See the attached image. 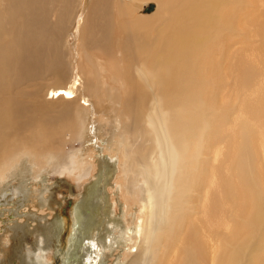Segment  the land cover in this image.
<instances>
[{
  "label": "bare ground",
  "instance_id": "1",
  "mask_svg": "<svg viewBox=\"0 0 264 264\" xmlns=\"http://www.w3.org/2000/svg\"><path fill=\"white\" fill-rule=\"evenodd\" d=\"M145 1L150 0L130 3ZM154 1L162 14L156 19L134 18L125 0L79 3L71 41L80 37L79 67L87 92L99 108L110 104L107 115L100 116L115 127L110 133L115 141L93 146L94 171L73 207L71 223L56 218L45 229L44 243L72 224L61 264H108V254L120 246L131 251L127 243L137 238L140 245L127 264H264V8L252 20L255 31L245 34V39L260 38L247 58L233 50L241 33L242 0ZM76 2L0 0L3 227H17L39 210L51 214L43 178L33 185L36 204L30 188L15 179L27 168L39 174L50 162L64 161L66 142L89 130L87 109L77 108L74 117L52 123L46 113L51 102L22 89L54 74L63 87L53 92L52 101L74 103L79 75L63 58L62 38ZM227 91L245 94L233 122L228 121ZM30 97L33 102L26 101ZM222 138L224 151L217 148ZM118 152L126 176L134 175L126 189L135 202L131 218L139 221L133 227L125 219L130 205L113 184ZM210 152L222 158L216 166L198 159ZM12 187L21 196L13 194L18 204L1 205ZM200 187H207L201 217L189 223L185 208L179 214L186 202L180 194ZM172 190L179 194L171 196ZM169 203L176 210L170 206L167 214ZM39 249L30 250L24 264H43L45 247ZM112 264L122 260L117 257Z\"/></svg>",
  "mask_w": 264,
  "mask_h": 264
},
{
  "label": "rangeland",
  "instance_id": "2",
  "mask_svg": "<svg viewBox=\"0 0 264 264\" xmlns=\"http://www.w3.org/2000/svg\"><path fill=\"white\" fill-rule=\"evenodd\" d=\"M80 1L81 0H77L75 4L76 8L73 16L68 18L65 22L64 26L67 27V29L64 34V37L62 38V47L64 46L62 51L63 58L65 59L66 64H68V66L70 67V72L73 69H75V67H77L78 75H79L78 80L80 85L78 86L74 103L71 104L70 107H67L66 106L67 102L64 103L62 101H58V102L52 101L53 99H51V97L53 92L63 87L62 85L63 81L59 80L57 76L54 74L46 75L37 81H31L25 84L22 89L30 94L34 91L35 92L37 91L36 92L37 94L44 95V99L46 98L48 99V101L51 102L49 107L46 109V113H47V118L52 123L59 122V120H61L62 118L64 119V118L74 117V113L76 112L77 108L81 107L83 109H87L88 114H87V119L85 121H86V127H88L89 130L87 131V129H85V132L83 133L84 135L81 134L82 136L80 135L79 138L73 141L66 142L65 146L63 147L64 148L63 153L66 156V159L64 161L60 163L50 162V164L47 165L46 168H43L41 169V171H39V174H36L34 170H29V168H27V170H23L22 172H20L21 174L18 177V179L17 178L15 179L16 181L19 179L23 180V183L26 184L25 186L30 188L28 189V195L30 197V195L33 193L32 195L34 196V200H35L33 201L35 202L34 204H36L37 203L36 198L38 197V194H34L36 190L34 186H38L36 185L37 178L38 179L43 178L44 182L42 183H44V186L45 187L47 186V188L49 189L47 190V195L48 197H50L48 199L50 209L49 210L47 209L48 210L47 212H50L51 214L49 215V213L48 214L46 213L47 215H43L42 213H40L41 212L40 210L36 211L37 215L31 217L30 220L25 223L20 222L18 225L19 228H17L18 226L8 227L6 225L3 227V225L1 224L0 225V264H24L23 261H25V259L27 258L26 255L28 253H30L31 251L34 252L39 248H40L39 250H41L42 247H45L43 264H61V255H62L61 252L66 248V240L67 237L70 236L72 224L69 227L64 228V230L61 229L60 232H58L57 236H55V234L52 235L47 245L44 243V241L47 239L45 229L56 218L58 219L64 218L66 220L68 219L71 223V215H72L71 213L73 211V207L79 202H81L82 197L85 194L84 188L87 187V185L85 186L84 183H87L90 180L94 171L92 164H95L94 155H93L95 153V148L93 146L105 145L104 147H108L112 141H115L113 140V137L110 134L111 130L114 129L115 127L109 125L110 123L107 122L105 123L104 121L105 116L107 115L106 110L108 107H110L109 106L110 104L108 101H105L103 105L105 107L99 108L94 98L87 92L84 84V76L81 74V70L79 67L81 61L80 37L79 38L77 37L76 40L71 41L72 35L75 34L73 30V25H74L73 23L75 19L77 20L78 16L76 15L81 10V8H79ZM125 3L129 4L127 8L134 9L135 12L134 18L136 16L137 18L140 19H156L161 13V9L158 7V4L154 0L145 1V2H134V3H130V0H125ZM150 4L154 5L153 11L149 13H145L144 9L147 8ZM263 8H264L263 2L253 3L252 0H242V4L240 5L239 16L241 20V24H240L241 33L238 34L239 39L236 41L233 50L241 52V54L242 55L244 54L247 58H252L253 52L251 53V50L253 49V51H255L256 47L260 43V38L251 36L250 38L245 39V34H252L255 31L252 20L254 18L259 17L260 12ZM159 17H162V14ZM75 36L76 35H74V37ZM49 91H51V93H49ZM229 92H232V90ZM47 93H49V95H47ZM224 94H226L225 101L228 103V105H230L231 108L228 121L233 122L237 115L236 110L237 108H239V104H241L243 99L245 98V94L244 95L243 93L238 94L237 95L238 97L234 93L228 94V91L225 92ZM230 95H232V97ZM229 96L231 97V99ZM33 100L34 99L30 97L26 101L33 102ZM101 113H103V115L105 116L104 117L103 115L100 116ZM110 117L113 118L112 113L110 114ZM222 139L223 140H220L219 144H217V148L219 150V148L221 147L220 150L224 151L225 140L224 138ZM210 153H208L205 156H200L198 159L199 160L202 159L206 161L210 166H216L218 164V161H221L222 158L220 157L221 158L220 159L219 157H216L215 159L214 152H210ZM115 156L116 158L118 157L119 160V173L118 172L116 173L113 184H118V186L120 187V191H121L120 194L122 195V200L124 202H128L126 204L130 205L128 207L129 212H127L128 216L126 215L125 219L128 221V222L126 221L127 225L133 227L134 225H137L139 221L135 218H131L132 211L130 209L133 208L131 206H133L135 202H131L132 200L134 201V199L132 197H129L126 189L128 185V180L134 175L126 176V174L124 173L125 164L121 154L118 152L115 154ZM45 182L48 184L45 185ZM14 186L17 185L13 184V187ZM140 186L142 187V182H140ZM13 187L10 188V193L7 195V198L5 200L2 199L3 201L1 202L2 203L1 205H5V206L9 205L12 201L18 204L17 201H15L16 199L14 198L13 194L19 197L21 196L18 195V191L14 190ZM32 187L34 190L32 189ZM194 190L192 191L190 190L191 191L190 193L188 191L185 194H180L181 195L180 200L186 199V202L184 203L183 208L179 210V214L185 208L184 214L188 218V222L189 223L194 222L195 224L201 217V207L203 206L204 203V199H205L204 192L205 194L207 193V187L197 188L196 190L197 192L196 191L194 192ZM179 191L180 189L178 190V192ZM175 192L177 194V190L174 191L172 190L171 196H173ZM116 196L117 195L115 193L112 194V198L116 202V206H117L118 198ZM173 205H174L173 203H169L167 214L170 213L171 211L170 206L172 207L173 210H176V206L174 207ZM28 206L32 209L30 204ZM10 207L11 206H7V208ZM23 207H25L24 204ZM229 217L230 215H227L226 218L229 219ZM11 227H14V229ZM35 240H37L36 241L37 243L35 242ZM208 240H209L208 241L209 247L212 248V246H215L214 241H211L210 238H208ZM35 243L36 245L39 246H36ZM211 243H213L212 246ZM127 244H129V246H132L131 251L129 247L124 249L123 247L120 246V249L113 251V254L107 255V262H109L108 264H112L117 257L120 258V260H122V264H127L131 259L132 255H134L135 253L134 250L137 249V247H139L140 239L137 238V242L135 244L134 242H128ZM145 264H148V262H146Z\"/></svg>",
  "mask_w": 264,
  "mask_h": 264
},
{
  "label": "water",
  "instance_id": "3",
  "mask_svg": "<svg viewBox=\"0 0 264 264\" xmlns=\"http://www.w3.org/2000/svg\"><path fill=\"white\" fill-rule=\"evenodd\" d=\"M153 9H154V6L152 4H150L147 8L144 9V12L149 13V12L153 11Z\"/></svg>",
  "mask_w": 264,
  "mask_h": 264
}]
</instances>
